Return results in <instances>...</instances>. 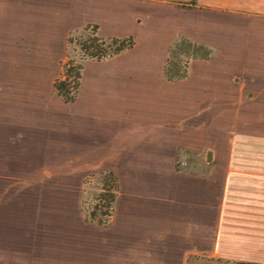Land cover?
<instances>
[{"label": "crops", "instance_id": "crops-1", "mask_svg": "<svg viewBox=\"0 0 264 264\" xmlns=\"http://www.w3.org/2000/svg\"><path fill=\"white\" fill-rule=\"evenodd\" d=\"M149 15L165 22L160 79L188 83L191 64L219 60L224 77L214 92L235 117L247 110L236 103L246 82L229 70L264 53V0H0V62L33 70L0 73V264H264V151L210 150L204 162L177 167L179 149L209 144L196 128L199 99L143 120L120 107L107 116L77 107L79 87L69 102L55 90L70 30L94 24L103 37L131 36L132 46L85 59L133 75L123 52ZM58 26L66 29L61 52L43 43ZM179 36L210 53L168 80L166 49ZM108 170L117 188L101 225L85 219L78 187L85 174Z\"/></svg>", "mask_w": 264, "mask_h": 264}, {"label": "rangeland", "instance_id": "rangeland-1", "mask_svg": "<svg viewBox=\"0 0 264 264\" xmlns=\"http://www.w3.org/2000/svg\"><path fill=\"white\" fill-rule=\"evenodd\" d=\"M140 18L134 30L136 39L133 38V47L123 52L125 59L134 61L135 74L130 75L123 70L114 72L113 65L101 67L86 60L88 57L82 53L78 43L90 29H72L66 36L65 54L59 61L58 71L52 81L62 77V64L67 58L73 62H82L79 84L81 96L77 107L92 108L102 116L114 113L118 115L119 113L113 109L116 107L126 110V113L123 112L126 118L130 117L131 113L145 120L155 116V110L159 108H164L167 115L171 113L176 115L185 110L184 105H188V108L195 107V98L199 99L197 102L200 103L197 104L199 122L196 128L200 139L208 141L213 146L206 144L199 153L179 149L175 160L177 167L204 162L207 150L215 154L227 151H264V53H254L248 60L231 64L232 68L229 71H234L246 82L240 100L236 103L245 105L247 110L236 111L235 117L231 109L233 106L229 108L228 103L218 99L221 93L214 92L221 87L225 64L211 59L209 62H197L188 67L191 58L186 66L189 74L188 83L166 82L160 79L157 73L164 54V46L161 44L159 33L165 22L157 15ZM63 27L46 30L43 36L44 45L52 46L57 52H61L64 48L63 34L66 30ZM178 57L184 59L181 53ZM29 72L33 70L24 68L18 62H0L1 74L22 76ZM0 114H3L1 110ZM230 129L227 141L218 143L228 136ZM102 172L93 171L85 174L78 187L80 210L87 220H90L87 215L90 210L99 212L96 202L102 191Z\"/></svg>", "mask_w": 264, "mask_h": 264}, {"label": "trees", "instance_id": "trees-1", "mask_svg": "<svg viewBox=\"0 0 264 264\" xmlns=\"http://www.w3.org/2000/svg\"><path fill=\"white\" fill-rule=\"evenodd\" d=\"M90 29V32L82 39L78 45L83 54L88 58L100 59L132 46L131 36L103 37L96 33L94 24H86L81 29ZM167 55L163 67L164 77L168 80H176L186 76V66L191 58H207L210 48L194 42L185 36H179L170 43L166 49ZM182 54L184 59H180L178 54ZM82 62H73L67 58L62 64V77L53 81L55 89L63 97L64 101H72L79 87L80 69ZM102 191L97 197V206L99 212L90 210L87 215L90 220L98 224L105 225L112 213V206L116 194L117 181L112 171H103ZM98 214V215H97Z\"/></svg>", "mask_w": 264, "mask_h": 264}, {"label": "water", "instance_id": "water-1", "mask_svg": "<svg viewBox=\"0 0 264 264\" xmlns=\"http://www.w3.org/2000/svg\"><path fill=\"white\" fill-rule=\"evenodd\" d=\"M207 158H209V156H210V150H207Z\"/></svg>", "mask_w": 264, "mask_h": 264}]
</instances>
